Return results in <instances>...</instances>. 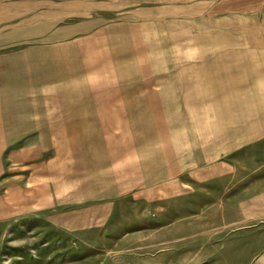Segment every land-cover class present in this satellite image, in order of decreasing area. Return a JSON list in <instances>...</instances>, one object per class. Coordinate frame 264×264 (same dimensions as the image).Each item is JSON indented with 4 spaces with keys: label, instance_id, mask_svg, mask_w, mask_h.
Returning <instances> with one entry per match:
<instances>
[{
    "label": "crops",
    "instance_id": "crops-1",
    "mask_svg": "<svg viewBox=\"0 0 264 264\" xmlns=\"http://www.w3.org/2000/svg\"><path fill=\"white\" fill-rule=\"evenodd\" d=\"M223 7L0 0V233L38 215L67 231L102 224L118 201L175 184L179 152L192 167L193 128L219 136L262 47Z\"/></svg>",
    "mask_w": 264,
    "mask_h": 264
},
{
    "label": "rangeland",
    "instance_id": "rangeland-1",
    "mask_svg": "<svg viewBox=\"0 0 264 264\" xmlns=\"http://www.w3.org/2000/svg\"><path fill=\"white\" fill-rule=\"evenodd\" d=\"M223 2L242 25L250 20L262 47L257 64L242 63L219 136L207 144L194 127L192 167L179 152L185 174L175 184L118 201L102 224L67 231L38 215L2 227L0 264H264V0Z\"/></svg>",
    "mask_w": 264,
    "mask_h": 264
}]
</instances>
